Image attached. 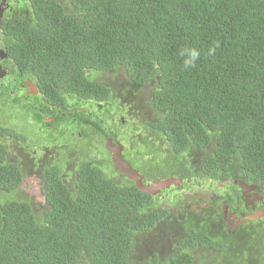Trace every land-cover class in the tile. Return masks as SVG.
I'll return each mask as SVG.
<instances>
[{
    "label": "trees",
    "instance_id": "obj_1",
    "mask_svg": "<svg viewBox=\"0 0 264 264\" xmlns=\"http://www.w3.org/2000/svg\"><path fill=\"white\" fill-rule=\"evenodd\" d=\"M15 8L0 40L49 103H103L111 89L94 76L121 72L133 91L149 90L156 112L143 124L166 147L150 152L144 139L147 156L166 154L185 180H221L233 169L264 187V0H24ZM186 49L198 53L187 68ZM92 132L112 136L100 122ZM11 135L26 139L0 126V136ZM193 150L204 156L192 165ZM7 154L0 144V264H130L136 238L167 216L112 165L117 175L108 177L86 161L73 188L62 167L44 166L47 210L38 217L12 198L24 173ZM197 245L224 250L193 228L166 260L151 252L143 264H195Z\"/></svg>",
    "mask_w": 264,
    "mask_h": 264
},
{
    "label": "flooded vegetation",
    "instance_id": "obj_2",
    "mask_svg": "<svg viewBox=\"0 0 264 264\" xmlns=\"http://www.w3.org/2000/svg\"><path fill=\"white\" fill-rule=\"evenodd\" d=\"M23 1L8 0L9 8L5 11L4 17L8 13L13 14L16 3L20 5ZM93 79L98 82L102 80L98 75L94 76ZM65 101L66 106L49 103L31 76L14 69L12 60L0 40V126L18 133L17 129L3 124V112L16 111L20 115L21 121L29 128L38 126L41 131L58 132L60 136H65V141L60 142V144L58 143V136L51 133L46 134L43 142H29L24 134H22L26 138L24 140L16 139L13 135L9 137L0 136V144L2 149L8 153L6 158L9 162L15 161L14 155H10V148L13 150L20 148L22 154L26 155L27 158L31 155L34 156L33 161L38 163V168L41 171L49 162L51 165L60 166L63 169L72 164L74 182L76 167L80 163H74L72 155L75 154L73 146L76 144L69 145L70 142L68 143L67 137L80 139L84 133H87L86 138H89L90 141L96 139L103 141V143L100 141L103 148L102 152L107 157L104 158L98 154L101 157L97 161L99 167L104 169L108 163L114 167L112 153L107 150V145L110 140L115 146L120 142L114 132L107 130L106 124L109 128V123L112 124L109 120L120 115V125L124 124L126 127V120L123 116L128 117L129 114H125L124 110L120 108L119 102L114 101L112 91L109 100L103 103L97 100L75 97H66ZM96 122H100L112 136L103 137L92 134ZM113 125L111 127H116L118 124ZM95 142L97 141H92L86 147H91L98 153ZM86 147H83L84 150ZM125 151L126 148L124 147V159L143 177L144 185H151L155 181L166 182L170 179L182 181L179 184L180 187L171 186L169 189L162 190L158 195L152 196L158 209L167 215L157 229L165 224L166 218H169L178 225L176 230L179 239L176 243L185 238L186 234L193 228L205 233L214 240V243H220L224 250L203 248L200 245H197L194 250H190L192 254L194 253L193 256H198L195 253L203 251L207 256L214 253L217 255L216 258H219V263L205 261L202 264H264L263 186L254 183L247 176L241 177L240 172L233 169L223 175L222 181L212 176H201L200 174L193 179H188L189 181L174 176L159 178L148 172L147 169L150 165L142 169L144 172H148L144 175L135 168L131 161L134 158L127 159ZM191 164H194L193 161ZM105 172L107 173V170ZM125 179L127 178L125 177ZM173 188L175 190L174 196L166 201V191ZM192 192H195L192 194L193 196L191 195ZM188 194L190 197L187 196ZM170 207H173L172 212H170ZM175 217L178 219L176 220ZM175 244L169 246L168 256ZM259 248H262L261 251ZM157 255L160 257L159 254Z\"/></svg>",
    "mask_w": 264,
    "mask_h": 264
},
{
    "label": "rangeland",
    "instance_id": "obj_3",
    "mask_svg": "<svg viewBox=\"0 0 264 264\" xmlns=\"http://www.w3.org/2000/svg\"><path fill=\"white\" fill-rule=\"evenodd\" d=\"M21 5H23V2H21ZM99 78L102 79L100 82L104 83L111 89L114 96V101L119 102V106L124 110L125 114H129L128 117L125 115L123 116L124 120H126V127L124 126V124L120 125V115L114 117L113 120H109L112 123H109V128L106 124L107 130L114 132L118 137L117 140L126 148L125 152L127 159L134 158V160L131 159V161L135 165V168L144 175L150 172L153 176L156 175L159 178H169L173 176L176 178L183 174L186 169L175 170L170 162L164 163L168 158L166 154H160V157L158 158L149 155L147 156L148 150H145L140 144V142L143 143L144 139L150 140L154 148L151 149V147L149 146L150 152L151 150L154 151L158 146L164 148L166 147L164 146L163 142L158 141V138L154 135L152 129L145 127L143 124L144 121H153V118L156 115V112L152 109L149 103V90L144 89L139 92L133 91L131 88H129L128 82L124 74L121 72L106 75L101 74L99 75ZM101 114L103 115L104 113L102 112ZM3 117V124L9 126L10 128L17 129V134H24L29 142H43L45 141L47 133L58 136L59 144L60 142L65 141V136H60L58 132H48L46 130L41 131V128H39L38 126L29 128L21 121V117L16 111L3 112ZM113 124L118 125L116 127H111L114 126ZM86 136L87 133H84L80 139L67 137L68 143L70 142L69 145L76 144L73 146L75 154L72 155L74 163L79 164L84 161H98L101 157L106 158L107 156L102 152L103 148L101 142L103 143V141H101L100 139L92 140L97 141L94 143L98 148L97 153L93 148L86 147L87 145L92 143V141H90L89 138H86ZM77 146H79L80 148H78ZM83 147H86V149L84 150ZM10 152V155H14L16 163H20L21 169L24 173L23 187L12 198L16 200L28 201L32 205L35 214L38 217H41L47 210V204L43 192L44 174H42L41 170L38 168V163L36 161H33V155L28 156L27 158L26 155L22 154V150L20 148L19 150L17 148H15L14 150L10 148ZM192 153V160L194 164H197L199 159L204 156L203 153H198L197 150H193ZM142 157H145V159H142ZM147 157L151 160L148 161ZM159 163L161 165V169L157 170V165ZM145 164L150 165L147 169L148 172H144L142 170L145 167ZM103 170L104 172L107 170V173L105 172L107 175L108 173L111 176L113 174H116L113 170V167H111L109 163L106 164V167ZM64 172L67 177L68 186L70 188H73V165L71 164L67 168H64ZM114 179L117 182L121 183L120 177L117 176L114 177ZM122 182L129 183L125 178L122 179ZM165 194L166 201L168 198L171 199L175 194L174 188L167 190ZM192 194H195V192H192L191 195ZM187 196L190 197V194H188ZM172 208L173 207H170V212H172ZM175 219L177 220L178 218L175 217ZM164 222L165 224L160 226L159 229H157L154 233L139 236L136 238V247L130 258V264L145 263L147 258L151 256V252H153L154 254H159L160 258L163 260L167 259L169 246L175 244L179 239L176 230L178 225H176V223L174 224V221L169 218H166ZM195 254H198V256H194L195 264H202L205 261H215L216 263H219V258H216L217 255L214 253L210 254V256H207L203 251H199Z\"/></svg>",
    "mask_w": 264,
    "mask_h": 264
},
{
    "label": "water",
    "instance_id": "obj_4",
    "mask_svg": "<svg viewBox=\"0 0 264 264\" xmlns=\"http://www.w3.org/2000/svg\"><path fill=\"white\" fill-rule=\"evenodd\" d=\"M9 8L7 0H1L0 2V29L1 23L4 19L5 11ZM107 150L112 153V161L114 164L115 170L121 175L125 176L127 179L133 181L135 186L139 191L151 195L156 196L162 190L169 189L171 186L180 187L181 180L170 179L166 182L163 181H155L151 185H144L143 177L131 167L130 163H128L123 156L124 146L122 144L114 145L112 140L108 142Z\"/></svg>",
    "mask_w": 264,
    "mask_h": 264
},
{
    "label": "clouds",
    "instance_id": "obj_5",
    "mask_svg": "<svg viewBox=\"0 0 264 264\" xmlns=\"http://www.w3.org/2000/svg\"><path fill=\"white\" fill-rule=\"evenodd\" d=\"M184 51L186 53H188L189 57H190V58L184 60V66L186 68L189 67V66H193L195 61L198 59V53L194 49H191V50L190 49H186ZM182 54H184V53H182Z\"/></svg>",
    "mask_w": 264,
    "mask_h": 264
}]
</instances>
